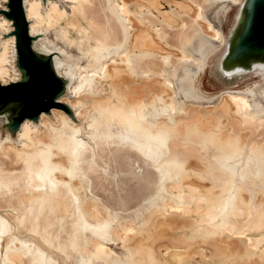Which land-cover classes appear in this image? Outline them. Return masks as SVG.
<instances>
[{
	"label": "bare ground",
	"instance_id": "obj_1",
	"mask_svg": "<svg viewBox=\"0 0 264 264\" xmlns=\"http://www.w3.org/2000/svg\"><path fill=\"white\" fill-rule=\"evenodd\" d=\"M25 1L28 11L37 14L32 30L53 25L56 37L64 38L63 44H71L69 38L74 41L78 38L84 56L75 59L72 55H64L67 51L60 52L42 38L33 41V48L42 54H55L52 70L61 80L64 90L61 92L62 85L58 87L55 82L50 86L47 73L40 83L36 82L38 76L33 67L24 62L28 82L8 90L0 89V104L4 106L0 115L11 113L6 123L10 124L15 116L24 114L25 117L16 131L5 128L12 137L1 141L2 148L8 153L7 161L11 166L20 163H16L15 155L20 156L28 165L30 175L39 171L43 151H50L48 157L53 158L54 174L62 183H69L66 194L76 200L84 225L92 229L84 247L85 264H93V258L103 257L118 261L115 252L106 244L117 239L130 250L131 264H216L212 257L220 255L223 264H239L238 259L244 256H255L254 264H264L263 240L250 232L251 227L244 220L250 213L251 202L242 189V182H238L237 200L233 207L235 217L224 226L215 224L217 228L211 229L209 226L214 223L210 220V211L215 200L208 196L213 182L203 175L213 171L206 165L209 154H218L229 164L239 156L248 132L255 129L257 118L264 116V47L242 48V44L250 38L253 40L255 35L256 41H264V37L259 39L257 35L264 30V0H204L201 4L199 0H78L81 5L74 6L73 13L66 5L62 8L59 2H52L48 11L43 12L42 0H23L24 7ZM6 2L2 10L10 9ZM220 4H225V7L215 12L216 19L220 21L216 25L208 12ZM139 6L155 9L163 20L173 24H178L179 20L167 7L175 6L188 13H184L183 22L177 27L166 24L150 27L139 18ZM0 15L4 16L0 18V31H9L11 36L0 41V84L8 85L21 79L17 65L20 55L13 32L14 19L5 13L0 12ZM127 21L132 28L130 42ZM31 27L29 25V34L40 36L33 33ZM75 27L81 33L69 35L68 29L73 32ZM204 42H209L208 46H204ZM12 45L17 76L7 82L5 65L7 61L11 63L9 53ZM167 45L176 49L178 55L168 58L165 55ZM151 50H157L160 55L140 57L134 63L137 74L133 73L128 65L130 56ZM250 60L251 64L247 65ZM69 72L74 77L68 75ZM103 79L109 80L105 91L99 85ZM89 82L98 83L93 94L88 93ZM166 92H169L167 106L153 117L148 113L149 108ZM182 92L193 100L184 98ZM59 93L55 101L64 105L53 107L51 96ZM49 107L50 112L47 110ZM39 111V118L34 120L32 116ZM0 120L3 124L4 119L0 117ZM114 122L125 124L136 139L144 138L158 145L167 142L166 152L151 153L140 147H129L136 154L139 174L146 170L152 174L148 178V192L137 194L135 204L146 206L155 203L156 207L160 206V181L165 170H186L184 192L181 193L174 183L169 184L173 192H179L177 203L167 202L166 210L155 213L141 229L131 226L113 232L108 219L97 223L90 208L99 214L98 203L112 202L108 181L90 179L82 191L79 189L78 173H83L82 160L86 157L83 150L87 146L85 136L91 141H101L105 138L102 129ZM244 127L251 129L237 134ZM17 137L22 143H15L13 138ZM249 154L248 161L240 170L237 164L231 163L236 172L245 175L251 166H256L258 173L264 171V143L260 146L253 144ZM67 162L69 167H65ZM227 189L218 186L212 193L220 194ZM261 197L264 199V192H261ZM62 202L67 205L69 200L64 198ZM262 221L264 223V211ZM10 230L9 221L0 214V263L9 254L23 257L17 243L13 240L8 242L6 233ZM165 235L170 244L163 241L156 244ZM220 236L238 238L240 243L230 239L231 242L236 241L231 248L230 241L221 240ZM198 239L212 244V257L206 248L201 250L197 247L200 260L191 256L193 252L187 255L186 249L193 248L194 240ZM92 240L94 249L89 247ZM218 240L222 241L221 245ZM227 246L231 250H226Z\"/></svg>",
	"mask_w": 264,
	"mask_h": 264
},
{
	"label": "rangeland",
	"instance_id": "obj_2",
	"mask_svg": "<svg viewBox=\"0 0 264 264\" xmlns=\"http://www.w3.org/2000/svg\"><path fill=\"white\" fill-rule=\"evenodd\" d=\"M42 1L43 5L41 9L43 12L48 11L52 2H59L62 8L66 5V7L72 13L74 6L76 8L81 5L80 1L78 0ZM5 2L6 0H0V12L5 13V15L9 17L6 13L8 10H2V8L5 6ZM201 2L203 3L204 0H199L200 4ZM6 4L9 6V1L6 2ZM224 7L225 4H220L215 6L214 9L208 12L209 17L215 22L216 25H219L220 21L216 19L215 12H220ZM25 8L27 18L30 20L29 25L31 27L32 23L37 18V14L35 12L30 13L28 11L27 1H25L24 9ZM167 9L178 18V24L166 22L155 9L150 7L139 6L137 8V11L141 21L146 25H149L150 27H159V24H166L167 26L177 27L182 24L184 13H188L186 11H180L175 6L171 8L167 7ZM3 17L4 16L0 15V18ZM127 24L129 29L128 40L130 42L132 28L130 27L128 21ZM10 25L11 22L9 21L8 26ZM256 28L257 27H255V30ZM53 29V25L52 27L49 26L37 28L34 30H32L31 27L33 33L40 34V36L36 37L31 36L32 47L33 41L42 38L43 41L47 42L50 46L56 47V49L60 52L65 53L64 50L67 51L64 55H72L71 57L75 59L84 56L81 52L82 50L79 45L78 38H76L77 40L75 41L74 39L69 38L71 44H67V46L66 44H63L64 38L62 39L60 37H56ZM74 30L75 31L72 32V30L69 31L68 29L69 35H79L81 33V30L78 31L76 27L74 28ZM0 32V41L11 37L9 36V31H4V29H1ZM208 43L209 42H204V46H208ZM251 44L252 43H250L249 46ZM167 48L168 51L165 53V55L168 58L178 55L175 52L177 50L173 47L167 45ZM34 51L37 53L39 58L43 60L44 64L47 65L49 61L48 69L51 73V75L47 77L49 85L51 86V82H55L58 87L62 85L61 80L55 76L52 70V59L55 54L44 55L38 49H34ZM9 54L11 63H9L8 61L6 62V72L4 74L7 82L15 79L17 76V71L13 60L14 45H12L11 52ZM159 55L160 54L157 50L136 52L130 56L128 65L132 72L137 74V72L134 70V63L137 61V59L143 56L155 57ZM251 61L252 60L248 61L247 65L251 64ZM17 65L18 67H20L19 69L21 71V79L19 81H27L28 77L26 69L21 64L19 58ZM61 75H65V73ZM68 75L74 77L72 72H69ZM108 82V79H103L102 83L99 82V85H102V90H107ZM97 84V82H89V94H93V92H95ZM208 86L206 87L210 89ZM63 90L64 85L61 88V92H63ZM60 94L61 93L55 95L54 97L51 96V102L54 104L53 107H62L64 105L62 102L55 101L56 99H58ZM182 96L184 98H187V100H193V98L185 92H182ZM48 97L46 98L48 99ZM168 97L169 92L164 93L163 97H160L158 102H156L152 107L149 108L148 113L153 117H157L156 114L160 111H163V109L167 106ZM218 98L219 96L216 97L213 101ZM257 101L260 100L257 99ZM3 107L4 106L0 104V114H2L1 112L4 111ZM50 110L51 107L48 109V111L50 112ZM9 114L11 113L0 115V117L4 119V125L0 120V214L7 218L10 223L11 230L6 233L8 242L10 243L12 240L15 241L17 243V246L22 250L23 257H17L13 254H9L0 264H85L87 261L84 260V256H86V250L84 247L86 245V238L89 239L92 235V229L84 225L80 213L81 211L76 200L70 198L69 195L66 194L69 183H62L54 174V170L52 168L53 158L48 157L50 151L48 149H45L43 151L44 156L41 160L42 165L41 167H39V171L35 175L29 174L30 170L27 167L28 165L25 163V161L22 162V159H20V156L18 155H15V158L18 159L16 163H18L19 161V164L11 166L7 161L9 159L7 158L8 153L3 150L1 141H3L6 137H12V134L5 128H8L12 132H14L21 124L19 123L16 129H14L12 126L13 121H11L10 124H7L6 121H8L7 116ZM263 117L264 116L257 118L255 129L244 127L240 128L237 131V134L241 135L245 129H251V131L248 132L246 141L242 146V153L231 160V163L237 164L239 170L241 166L244 165L249 159L250 147L253 144H257L260 146L264 143ZM38 118L33 119L36 120ZM85 130L86 129L83 128V132H85ZM102 135L105 138L101 141L98 139L91 141L88 137L85 136L87 146L83 150L86 153V159L83 157L82 160V166L84 168L83 173H78V177L80 179L78 185L81 184V186H79V189L82 191L83 187L87 185L90 179L95 180L97 178H102L103 180L108 181V188L110 191L109 196L110 198H112V202H104L105 204L98 203V205L96 206L99 210V214H96L94 209L90 208L91 212L94 213V217L96 218L97 223H102L104 220L108 219L112 223L113 232H115L116 229L123 231V227L125 228L131 226H135L136 229H141L150 221L151 217L155 213H157L158 211L166 210L167 202L177 203V200L180 198V195H178L179 192H173L169 184L174 183L181 190V193L184 192V189L186 187V185L184 184V180H186V170L182 168H170L165 170V173L163 174V177L160 181L161 188L159 195L162 196V203L160 204V206L156 207L155 203L146 206L135 204L134 199L137 194L143 195L148 192V178L152 174L148 170L144 171L143 174H139V168H136V154H134L129 149V147L132 149H135V147H140V149L148 150L151 153L157 151L166 152L167 142L163 145H158L154 142L147 141L144 138L136 139L131 135L130 130L127 126H125V124L117 122L110 123L108 126L103 128ZM13 139L15 140L16 144L22 143L18 140V137ZM231 163L229 164V162L225 161L223 157L215 153L209 154L208 159L206 160V165L212 168L213 171L210 173H204L203 175L213 182V184H211V186L209 187V190H211V192L208 197L212 200H215V205L210 211V220L214 224L210 225L209 228H217L215 224L224 226V224H226L229 219H233L235 217L233 207L237 200L238 182H242V189L249 196L251 202L250 213L248 217L244 219L245 223H247L251 227V233L258 234V237L262 238V243L264 244V223L262 221L264 199H262L261 197V192H264V171L258 173V171L256 170V166H251L248 168L245 175H241L236 172V167H234ZM69 166L70 164L69 162H67L65 167ZM13 167H17L16 170H13ZM218 186L228 187V189L221 192L220 194L212 193L213 188H216ZM186 195L190 196L188 192H186ZM64 198L69 200V203L67 205L62 202ZM105 206L108 207L105 208ZM106 210H110L111 213L107 214L108 212ZM255 234H253V237H257L255 236ZM166 237V235L163 236L162 239L160 237L156 244L161 243L162 241V243L167 244L169 242V239L168 237L166 239ZM220 237L221 240H223L222 238L224 237ZM224 239H227V237ZM230 239L236 240L237 243H240V240H238V238ZM230 239L228 238L227 240L230 241ZM199 240L202 242L200 243ZM221 240H218L219 245H221L220 242L222 243ZM236 241L233 242L236 243ZM194 242L196 244L192 245L193 248L189 247V249H186L185 252L187 253V255H191V252H193L192 254L194 255L191 256H195L198 261L200 260V254H198V250L201 248H206L207 254L213 256L214 253L211 243H206V241L202 239H198V241L194 240ZM233 242H229V244L231 243V248L233 246ZM94 243L95 242L93 240L90 242L89 247L91 249H94ZM202 243H204V246L202 245ZM205 243L207 246H205ZM106 244L115 252L118 261H114L111 257L93 258V264H131L130 250L122 246L123 244L121 240L117 239L114 242H108ZM228 246L226 250L229 251L231 250V248H229ZM196 247L199 249H197ZM194 250H196V252ZM169 256L172 257L171 255ZM212 258L217 262L216 264H223L221 262V255L218 257L213 256ZM172 259L174 260V258ZM124 261H126L127 263ZM175 261L176 260H174V262ZM238 262L239 264H243L244 262L246 264H251V262H253L252 264H254L255 256L241 257L240 259H238ZM197 264L209 263L197 262Z\"/></svg>",
	"mask_w": 264,
	"mask_h": 264
},
{
	"label": "water",
	"instance_id": "obj_3",
	"mask_svg": "<svg viewBox=\"0 0 264 264\" xmlns=\"http://www.w3.org/2000/svg\"><path fill=\"white\" fill-rule=\"evenodd\" d=\"M9 7L11 10L10 11L8 10L6 13L8 14V16L10 18L14 19L15 30L13 32L16 35L17 49H18V53L20 55L19 56L20 62L22 65L25 62V63H28L30 66L33 67L36 75L38 76L35 81L40 83L42 81L45 73L51 75V73L48 69L49 61H48L47 65L44 64L32 47V43H31L32 37L29 34V23H28V20L26 18V12L24 9L23 0H10ZM257 35L259 36L258 37L259 39H262L264 37V30L261 31L260 34L258 33ZM255 37L257 38V36L255 35L252 37L253 40H251V38L246 40L242 44V48L247 49V48L254 47V46L264 47V41L259 42L257 40L259 42V43H257V41L255 40L256 39ZM250 43H252V44L249 46ZM27 82L28 81H15V82H12L8 85L0 84V89L8 90V89L14 88L16 86H23ZM62 87H63V85H62ZM0 100H1V98H0ZM40 113H41V111L36 112V114H34L32 116V118H38ZM24 118H25L24 114L21 115L20 117H16V116L13 117V123H12L13 128L16 129L18 127L19 123H21L24 120Z\"/></svg>",
	"mask_w": 264,
	"mask_h": 264
}]
</instances>
